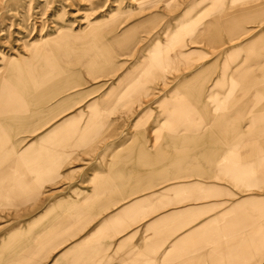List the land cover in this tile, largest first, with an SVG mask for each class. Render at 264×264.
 Listing matches in <instances>:
<instances>
[{"label":"rangeland","instance_id":"rangeland-1","mask_svg":"<svg viewBox=\"0 0 264 264\" xmlns=\"http://www.w3.org/2000/svg\"><path fill=\"white\" fill-rule=\"evenodd\" d=\"M255 9L264 11V0H0V99L9 91L26 104L31 93L46 86L57 74L82 83L55 100H75L73 108L36 133L18 137L24 139L19 152L38 144L58 128L64 132L69 129L68 138L77 137L81 145L90 144L67 153V161L56 170L59 178L37 187L29 201L9 209L1 207L0 255L9 252L11 237L24 236L28 220L49 204L54 205L56 194L81 207L82 192H91L97 185L98 181L92 177H107L113 158L133 152L136 159L154 157L155 162H160L159 156L165 155L170 162L177 161L168 170L162 165L156 167L164 174L147 177L148 183L138 186L139 193L190 181L215 188L218 192L210 193V202L223 206L205 214L211 219L210 229H217L211 232L210 242L220 244L230 237L237 241L247 230L263 248L259 249L263 255L258 253L255 258L264 257V210L257 217L249 216L247 227L235 234L226 227L223 232V216L242 214L255 201L245 202L246 183L226 177L219 168L223 164L212 161L222 159L228 143L224 144V139L215 132L200 130L203 125L212 126L217 117H228L231 122L238 121L236 134L245 136L242 137L245 142L264 143V133L253 137L264 129V60L260 58L258 64L251 65L256 63V57L246 49L250 40H256L264 31V14L247 17ZM233 18L239 20L238 28L234 23L225 25ZM239 23L243 24L241 34L237 32ZM56 41L60 44L64 41L66 45L59 48ZM260 46L264 51V44ZM233 52L235 59L229 65L226 59ZM242 65L248 67L245 72L236 71ZM258 78L263 79L259 85L253 83L250 87L245 83L257 82ZM231 80L239 82V89L232 88ZM165 103L170 105L167 109ZM179 107L189 109L181 121ZM102 109L110 113L104 116ZM27 111L18 113L25 115ZM89 122L93 124L94 135L79 136ZM225 126L221 129H226ZM197 138L209 140L208 146L194 147L201 153L182 152L190 151V143ZM181 141L187 143L186 148L177 145ZM214 142H221L222 149L212 146ZM135 146L146 147L145 153L129 148ZM263 148L259 152L264 153ZM121 157L113 163V169H125L127 162ZM252 193L257 203L264 205V184L257 185ZM194 199H201L200 195ZM142 202V209L147 208L142 213H161L170 208L163 199ZM100 212L93 211L88 218L98 220ZM94 225L96 222L91 223L92 228ZM129 225L117 229L111 223L114 231L111 229L97 242L115 244ZM155 229L148 232L145 226H140L133 238L120 246L143 252L161 244V237L153 244L155 234L169 233L173 237L177 234L173 228ZM259 229L263 236L256 233ZM88 230L89 226L85 227L75 239ZM47 247L45 254L49 251ZM40 260L35 258L32 264ZM252 260L251 264H256Z\"/></svg>","mask_w":264,"mask_h":264},{"label":"crops","instance_id":"crops-1","mask_svg":"<svg viewBox=\"0 0 264 264\" xmlns=\"http://www.w3.org/2000/svg\"><path fill=\"white\" fill-rule=\"evenodd\" d=\"M254 13L261 16L264 11L262 9L252 10L247 17L250 18ZM228 22L230 23L224 24L234 23L238 28L236 22H239V20L233 18L228 19ZM242 25V23H239L240 27L237 32L240 34L243 33ZM216 39L218 38L214 40ZM237 39L234 38V41H237ZM230 40L232 39L230 38ZM61 42L60 44L56 41L55 45H58L59 48L66 45L64 41ZM262 43L264 44V31L256 40H250L249 45L246 47L253 53V57H256V63H251V65L258 64L257 60L260 58L264 60V51H261L260 46ZM47 50L50 51L48 48ZM235 54V52L229 54L228 59H226L229 61V65L235 59ZM246 68L248 67L242 65L236 71L245 72ZM53 79L46 86L40 89L37 88L36 91L31 93L26 104H23L17 95L11 94L9 91L4 93L2 99H0V209L3 206L9 209L15 205L17 206L19 202L29 201L30 196L35 195L37 187L59 178L56 170L67 161V153L75 152L77 148L85 145L87 147L88 145H81L82 141L77 137L68 138L69 129L66 130L65 128L66 132L63 129L59 132V129H57L51 136L50 134L45 135L49 139L44 136L38 144L27 146L25 148L27 154H25V150L19 152V146L24 141V139H18L20 135L36 133L73 108L77 103L72 99L59 102H55V100L64 93L69 92V89L72 90L77 86H81V81L62 74L55 75ZM258 79H256L257 82L253 80L250 83H245L249 84L250 87L253 83L256 86L263 81V79H259V81ZM238 83L233 80L230 81L233 89H239ZM165 105V109L170 106L169 103H165ZM187 109L178 108L179 121L183 120L184 114H188L189 109ZM22 110L28 111L25 115H19L18 112ZM101 111L104 116L110 113L108 109H102ZM210 121L208 122L210 123ZM228 121H230L228 117H217L212 126L206 124L200 130L215 132L218 137L224 139V144L228 143L227 148L224 147L225 150L222 151L224 154L222 159L215 160V158H212V161L216 164H223L219 168L226 177H231L239 183H246L245 192L248 195L244 199L245 202L252 203L255 201L252 207L246 209L244 207L245 212L242 214L222 217L223 232L225 233L226 227L228 232L235 234L236 230L247 227L249 216L257 217L258 213L264 210V205L258 204L257 197H253L252 193L257 185L264 184V153L259 152L264 143L245 142L242 138L245 136L236 134L238 121L222 124V122L226 123ZM224 125H226V129L223 130L221 128ZM92 127V122L86 124L85 130L79 136L94 135V128ZM261 133H264V129L253 135V137L263 136ZM232 138L239 140H233ZM67 143H70V146ZM208 144L209 140L203 139L202 141L201 138H197L190 143V146H192V149H189L190 151L184 149L185 151L182 152L201 153L198 150L195 151L196 148L194 147L208 146ZM220 144L222 143L214 142L212 146L217 147L219 150L223 146ZM177 145L186 148L187 143L181 141ZM255 145H261V147L258 150L249 149ZM129 148L141 150V153H145L144 150H146V147L138 146ZM132 154L134 153L131 152L129 156L123 157L119 154L113 158L108 171L110 175L107 177H97L95 179L92 177L93 181H98L97 185L91 192H82L81 207L77 206L78 203L71 204V199H63L60 194H56L58 196L53 200L55 201L53 206L49 204L26 222L24 236L11 237V240L8 241L9 252L0 255L1 264H18L22 262L32 264L35 258L41 259L38 264H251V259L256 264H264L263 251L259 252V249L261 251L263 248L259 247L257 240L250 236L247 230L241 234L237 241L230 237L220 244L210 242L212 233L217 232V229H210L211 219L205 217V214L222 205L210 202V193L218 192L215 188L205 186L201 182L190 181L183 183L181 186L170 184L146 193H139L138 186L148 183L146 182L147 177L152 178L156 173L164 174L156 167L162 165V168L168 170L171 165H176L177 161L170 162L168 157L160 155V162H155L154 157H150L149 160H146L145 157L136 159ZM53 156H57L58 159L53 158ZM120 157L121 160L127 162L125 169L115 170L113 169V163L120 161ZM167 160L168 162H166ZM198 195L201 199L195 200V196ZM205 195L206 197H204ZM141 196H147V199H163L169 202L165 206L170 208L161 213H142V210H147V208L142 209V201L147 199L133 200V198ZM245 202L244 204H246ZM74 208L75 210H73ZM62 210L64 212H61ZM98 210L102 212V214H98V220H92V217L88 218L93 211L97 212ZM71 211L73 212L70 214ZM247 212L250 214L248 215ZM141 214L142 216L139 217ZM92 222H96L93 228L91 226ZM111 223L117 229L130 225L122 230L125 232L115 244L100 245L97 241H100L106 233H109L112 229L110 227ZM87 226H89L88 232L83 233L84 235L80 239H75L77 234ZM130 226H132L131 229H129ZM140 226H145L148 232L152 230L155 232V228H173L172 230L174 233L176 231L177 234H174V237L173 234L169 233L155 234L153 244L160 237L163 239L160 242L161 244H155L153 245L154 249L148 248L143 252L133 251L131 247L124 248V246H120L126 239L133 238ZM183 227H187V229L181 230ZM126 229L129 230L126 231ZM112 231L114 230L112 229ZM256 233L262 235V230L259 229ZM145 240L148 241V238H145ZM211 244H213L212 248ZM204 246L208 248L207 251L203 250ZM46 247L49 251L45 254L44 248ZM126 253L127 256H125ZM258 253H262V255L255 258ZM114 254L118 255L115 256Z\"/></svg>","mask_w":264,"mask_h":264},{"label":"bare ground","instance_id":"bare-ground-1","mask_svg":"<svg viewBox=\"0 0 264 264\" xmlns=\"http://www.w3.org/2000/svg\"><path fill=\"white\" fill-rule=\"evenodd\" d=\"M148 68H149V67H148ZM144 73H145V72H144ZM142 75H143V74H142ZM147 76H148V75H147ZM149 78H150V77H149ZM196 78H197V77H196ZM195 82H196V81H195ZM66 85H67V84H66ZM51 86H52V85H51ZM51 86H50V87H51ZM76 86H77V85H76ZM77 87H78V86H77ZM64 89H66V88H64ZM52 90H53V89H52ZM69 90H71V89H69ZM60 91H63V90H60ZM66 92H67V91H66ZM133 94H134V93H133ZM132 96H134V95H132ZM31 98H32V97H31ZM39 100H40V99H39ZM69 100H70V99H69ZM47 102H48V101H47ZM65 102H66V101H65ZM62 103H63V102H62ZM30 104H31V103H30ZM44 104H45V103H44ZM44 104H43V105H44ZM60 105H62V104H60ZM63 107H64V106H63ZM30 108H32V107H30ZM31 110H32V109H31ZM64 111H65V110H64ZM30 112H31V111H30ZM38 113H40V112H38ZM45 113H46V112H45ZM78 113H79V112H78ZM45 115H46V114H45ZM78 115H79V114H78ZM15 116H16V115H15ZM35 116H36V115H35ZM7 117H8V116H7ZM16 118H17V116H16ZM25 118H26V117H25ZM27 118H28V117H27ZM36 118H38V117H36ZM43 118H44V117H43ZM47 118H48V117H47ZM75 118H76V117H75ZM5 120H7V119H5ZM5 120H4V121H5ZM36 120H37V119H36ZM72 120H73V119H72ZM47 121H48V120H47ZM51 121H52V120H51ZM40 122H42V121H40ZM40 122H39V123H40ZM49 122H50V121H49ZM45 123H46V122H45ZM47 123H48V122H47ZM71 123H72V122H71ZM6 124H7V123H6ZM34 125H35V124H34ZM44 125H45V124H44ZM16 126H17V125H16ZM17 128H18V127H17ZM14 129H15V128H14ZM58 129H59V128H58ZM15 130H16V129H15ZM15 130H14V132H15ZM26 130H27V129H26ZM66 130H67V129H66ZM35 131H36V130H35ZM60 131H61V130H59V132H60ZM25 134H26V133H25ZM30 134H31V133H30ZM51 135H52V134H51ZM51 135H50V136H51ZM50 136H49V137H50ZM45 137H46V136H45ZM65 138H66V137H65ZM46 139H49V138L46 137ZM60 140H61V139H60ZM44 141H45V140H44ZM61 141H62V140H61ZM61 141H60V142H61ZM77 144H78V143H77ZM30 146H31V145H30ZM69 146H70V145H69ZM77 146H78V145H77ZM85 146H86V145H85ZM85 146H84V147H85ZM87 146H88V145H87ZM89 146H90V145H89ZM66 149H67V148H66ZM69 149H70V148H69ZM24 150H25V149H24ZM28 150H30V149H28ZM60 150H61V149H60ZM24 152H26L25 154H27V151H26V150H25ZM50 155H51V154H50ZM54 155H55V154H54ZM55 157L57 158V156H55ZM55 157L53 156V158H55ZM57 159H58V158H57ZM24 160H25V159H24ZM39 161H40V160H39ZM39 161H38V162H39ZM23 162H24V161H23ZM41 164H43V163H41ZM36 165H37V164H36ZM34 166H35V165H34ZM34 166H33V167H34ZM26 169H27V168H26ZM33 169H34V168H33ZM46 170H47V169H46ZM48 173H49V172H48ZM49 174H50V173H49Z\"/></svg>","mask_w":264,"mask_h":264}]
</instances>
